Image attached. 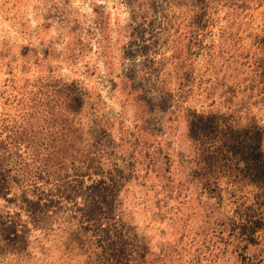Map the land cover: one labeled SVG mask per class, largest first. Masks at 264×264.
I'll list each match as a JSON object with an SVG mask.
<instances>
[{"label": "rangeland", "instance_id": "374dc122", "mask_svg": "<svg viewBox=\"0 0 264 264\" xmlns=\"http://www.w3.org/2000/svg\"><path fill=\"white\" fill-rule=\"evenodd\" d=\"M0 264H264V0H0Z\"/></svg>", "mask_w": 264, "mask_h": 264}]
</instances>
